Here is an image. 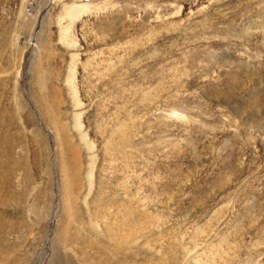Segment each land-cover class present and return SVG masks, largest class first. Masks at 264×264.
I'll use <instances>...</instances> for the list:
<instances>
[{
    "label": "rangeland",
    "instance_id": "rangeland-1",
    "mask_svg": "<svg viewBox=\"0 0 264 264\" xmlns=\"http://www.w3.org/2000/svg\"><path fill=\"white\" fill-rule=\"evenodd\" d=\"M0 264H264V0H0Z\"/></svg>",
    "mask_w": 264,
    "mask_h": 264
},
{
    "label": "bare ground",
    "instance_id": "bare-ground-1",
    "mask_svg": "<svg viewBox=\"0 0 264 264\" xmlns=\"http://www.w3.org/2000/svg\"><path fill=\"white\" fill-rule=\"evenodd\" d=\"M84 7L83 6H74V7H70L69 9H68V11H67V13L71 16V17H75V16H77L79 13H81L82 12V9H83ZM79 122V121H78ZM78 125H80V123L78 124ZM81 126V125H80ZM79 126V127H80Z\"/></svg>",
    "mask_w": 264,
    "mask_h": 264
}]
</instances>
